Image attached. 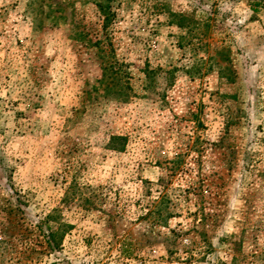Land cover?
Instances as JSON below:
<instances>
[{
  "label": "rangeland",
  "instance_id": "obj_1",
  "mask_svg": "<svg viewBox=\"0 0 264 264\" xmlns=\"http://www.w3.org/2000/svg\"><path fill=\"white\" fill-rule=\"evenodd\" d=\"M43 3L0 0V264H264V0Z\"/></svg>",
  "mask_w": 264,
  "mask_h": 264
},
{
  "label": "trees",
  "instance_id": "obj_2",
  "mask_svg": "<svg viewBox=\"0 0 264 264\" xmlns=\"http://www.w3.org/2000/svg\"><path fill=\"white\" fill-rule=\"evenodd\" d=\"M43 1L44 0H29V4H30V6L33 7V9L35 11H37V12L38 11H43L45 6L49 7V5L48 4H44ZM96 4H97V7L99 9V12L101 13V15L103 17V25H102V27L105 29L111 23L113 14L110 11V7H109L107 1H104L103 3L97 1ZM50 16H51V12L48 11L45 14V17H47L49 19ZM111 66L112 65H105L104 66V70L107 71V73H108L107 79L110 78L111 82H113V86L114 87H119V89H120L119 91L125 90V87L122 86V81H121L122 79L120 77V73L117 72V71H113V67H111ZM106 68H108V69H106ZM103 82H105V81H103Z\"/></svg>",
  "mask_w": 264,
  "mask_h": 264
}]
</instances>
